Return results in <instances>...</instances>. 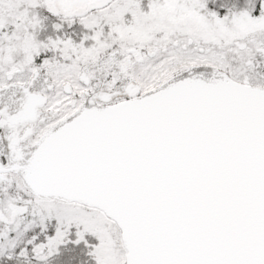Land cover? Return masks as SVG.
<instances>
[{
	"label": "snow or ice",
	"instance_id": "obj_1",
	"mask_svg": "<svg viewBox=\"0 0 264 264\" xmlns=\"http://www.w3.org/2000/svg\"><path fill=\"white\" fill-rule=\"evenodd\" d=\"M0 264H264V0H0Z\"/></svg>",
	"mask_w": 264,
	"mask_h": 264
}]
</instances>
